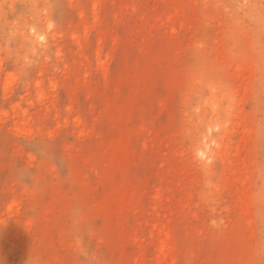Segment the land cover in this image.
Segmentation results:
<instances>
[{"label":"rangeland","instance_id":"1","mask_svg":"<svg viewBox=\"0 0 264 264\" xmlns=\"http://www.w3.org/2000/svg\"><path fill=\"white\" fill-rule=\"evenodd\" d=\"M92 1L0 0V264H136L153 191L177 169H190L173 154L193 156L201 135L218 136L208 126L210 85L219 97L239 86L221 48L238 28L261 47V81L237 97L254 126L249 212L238 220L223 212L225 193L202 204L204 234L186 235L188 218L175 205L182 194L172 190V217L178 245L196 249L192 264H264V0H181L192 16L187 24L152 34L134 15L114 19L121 0L104 3L107 47L114 45L106 79L96 70L95 32L83 38L80 12L91 23ZM154 8L167 6L142 0L148 15ZM74 35L83 38L79 44ZM228 102L222 98L221 106ZM221 171L213 161L211 182ZM184 193L195 209L196 189ZM180 261L190 264L184 254Z\"/></svg>","mask_w":264,"mask_h":264},{"label":"bare ground","instance_id":"2","mask_svg":"<svg viewBox=\"0 0 264 264\" xmlns=\"http://www.w3.org/2000/svg\"><path fill=\"white\" fill-rule=\"evenodd\" d=\"M156 1L161 2L163 5L165 4L167 9L158 12V10L154 8L148 15L141 10L142 0H121L119 1L117 11L114 14V19H122L125 14L134 15L136 22L140 23V26H138L139 29L148 34H152L156 28H169L170 30L167 32L174 33V25L177 24L180 28H183L192 17L188 15V8L185 6V2H182L181 0ZM143 2H145V0H143ZM104 3H110V5L115 4V2L113 3V0L92 1L90 8L91 23H86L83 12H80V19L81 23L83 21V38H86L92 31L96 34V46L94 48L96 70L106 79L107 64L111 56L110 50L114 46L113 44H116L118 38L113 37L111 39V44L113 46L109 48L107 47L108 29L104 26V19L101 17ZM253 7L254 6L250 8V11L252 14H255L256 10ZM256 12L263 15L262 11ZM48 24H50V22ZM50 27L52 28V25H50ZM138 27L136 26L137 29ZM135 32L136 31L131 30L132 35H137ZM243 33L244 29H236L234 35L235 38L232 39V42L230 44L222 42L221 45L222 50L230 55L229 63L233 67L234 76L236 77L239 86L235 90L228 92L226 95L219 97L220 94H216L220 92V88L215 87L213 84L210 85L214 97L211 102L212 116L208 126L209 128L216 129L218 131V136L214 139L210 138L208 134L201 135L200 139L203 141L201 144L198 143L193 156L187 157L185 154H173L172 157L177 160L183 157L190 166V169H177L167 182L163 181V184L153 191V196H151L152 201L150 213L146 215L143 222L144 225H147L148 230L145 235L142 234L141 237L136 238L140 248L136 264H183L180 261L181 254H184L187 257L188 263L192 264L195 261L196 249L194 247H181L175 239V222L172 217L174 211L172 209L173 205L171 204L170 198L172 190H177L182 194L181 198L178 199L175 205L179 208V214L188 218L186 221L188 225L185 230L186 235L197 232L204 234V227L206 226L203 227V224L201 223L203 217L201 218L199 215L200 209L202 212V204L206 202L211 203L215 198H220L219 196L225 195V193L228 194L225 196H228L230 201L228 200V203L226 204L227 206L223 207V212L233 215L235 220L245 218L249 212L250 199L248 195V187L251 182V171L249 168L248 149L249 142L254 132V126L242 116V112L237 105V97L240 93L251 95L255 88V82L261 81V72L257 63V55L260 52L261 47L256 35ZM231 35H233V33L229 28L227 36ZM78 36H73V41L76 44H79L83 39ZM104 47L107 48V52L105 53V59L102 60L101 56ZM80 48L79 50L81 52ZM85 62L86 59L82 57L80 65L83 67ZM197 84L198 82L195 81V85ZM45 95L44 91H40L37 96L39 99H44V97H46ZM224 97H229V102L223 108L221 104L222 98ZM221 110L224 112L223 116H220ZM22 117H24V115ZM76 126L80 133L86 132V126L79 118H76ZM198 157L201 158L199 159L200 168L199 170H196L194 167ZM215 160L221 162L222 171L213 183L209 177L211 174V163ZM167 166H169V164L166 162L162 164L163 168H166ZM176 167L177 166H173L168 172L171 174V171ZM194 189H196V195L198 198L195 204V209L186 205L187 198L184 193L188 190ZM220 199H218V201ZM223 199L224 198H222V200ZM226 202L224 201V203ZM227 218L229 221H225L229 224L232 216L230 218L227 216ZM221 220L222 222L224 221V219ZM214 222V220L210 222L213 227L214 224L217 226ZM194 223H196V225L192 227ZM221 224L218 226L220 227ZM226 227L227 226L225 225L224 228ZM146 244L151 248L148 255L144 249Z\"/></svg>","mask_w":264,"mask_h":264}]
</instances>
